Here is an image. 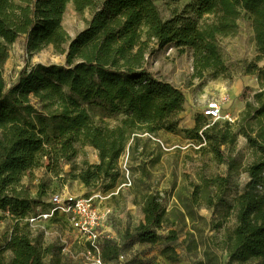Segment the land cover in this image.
I'll list each match as a JSON object with an SVG mask.
<instances>
[{"label": "trees", "instance_id": "trees-1", "mask_svg": "<svg viewBox=\"0 0 264 264\" xmlns=\"http://www.w3.org/2000/svg\"><path fill=\"white\" fill-rule=\"evenodd\" d=\"M155 1L0 0V221L7 218L13 223L0 247V264H64L61 248L32 238L27 222L37 208L46 209L48 204L32 199L23 181L46 160L58 178L62 164L72 163L78 155L77 144L93 148L99 162L86 163L70 176L86 188L102 186L101 192L109 194L127 182L121 168L126 153L144 155L147 136L178 131L186 98L179 88L149 71L148 59L156 46L190 50L192 78H217L228 71L219 39L235 35L244 15L252 21L257 51L264 56V0H192L167 20ZM70 4L80 14L91 13L85 29L74 38L63 26ZM22 36L29 54L52 46L65 55V64L24 68L8 86L2 68L11 46ZM258 72L261 89L247 101L239 120L207 123L202 114L194 129L185 130L200 142V150L206 149L228 167L225 177L204 178L205 188L224 193L234 168L228 150L240 136L253 152L254 160L246 169L250 180L232 207L235 227L221 241L229 264H264V69ZM87 104L107 107L120 116L119 123H96ZM43 187L41 183V195ZM198 191L196 187L194 193ZM139 207L144 219L131 237L141 244H163L161 256L177 263L180 255L170 243L180 235L172 229L175 222L161 198L147 193ZM165 226L171 228L163 236L159 231ZM121 254V247L105 242L106 263L117 264Z\"/></svg>", "mask_w": 264, "mask_h": 264}, {"label": "rangeland", "instance_id": "rangeland-1", "mask_svg": "<svg viewBox=\"0 0 264 264\" xmlns=\"http://www.w3.org/2000/svg\"><path fill=\"white\" fill-rule=\"evenodd\" d=\"M191 2L192 0L155 1L165 20L172 18L175 13H181ZM90 19L89 11L80 14L70 4L63 17V26L69 36L74 38L85 29ZM238 23L235 35L220 38L218 42L228 70L225 75L217 78L208 75L204 81L193 79L191 51L182 52L173 45L162 49L156 46L155 53L148 59L149 71L179 88L185 95L186 105L185 111L178 117V131L161 132L156 138L164 147L147 136L143 143L146 146L145 154L129 155L126 166L130 172L131 185L123 187L120 194L103 201L101 206V210L106 207L111 211L109 221L115 237L120 239L125 256L124 264H229L227 254L222 251L221 241L235 227L232 207L250 180L246 169L254 160L253 152L248 140L240 136L236 145L227 149L234 161V168L224 193L215 187L205 188L202 182L204 178L225 177L228 167L226 164H219L206 149L200 150V142L193 135L185 133V130L196 127L203 108L212 100L223 103L221 122L234 123L240 119L247 101H251L261 89L258 70L264 69V56L257 51L252 21L243 15ZM65 59V55L57 53L52 46L37 54H29L26 38L22 36L11 46L2 74L6 84L11 86L24 68L40 64L64 65ZM85 107L96 123L105 120L115 126L120 121V116L111 114L105 106L87 104ZM206 120L210 123L209 119ZM76 146L78 155L72 163L62 164L61 177H55L47 168L46 160L42 168L33 170L24 178L23 182L32 199L43 204L51 195L62 191L75 196L102 191V186L86 188L70 176L72 171L82 170L86 163L94 164L98 160L97 151L93 148L83 147L81 144ZM124 164L125 158L121 159L122 170ZM41 183L44 184L42 195L39 193ZM196 187L199 191L194 193ZM147 193H154L161 198L171 221L175 222L172 229L179 232L180 239L170 244L176 247L180 255L177 263H170L161 256L163 244L149 246L131 237L141 222L139 202ZM210 200H213L212 205ZM186 209L191 210L192 217ZM12 226V221L7 218L0 221V247L8 239ZM169 228L171 227L165 226L159 234L166 236ZM47 233L45 239L49 243L75 237L73 230L62 224L49 227ZM126 234L130 237H125ZM184 240L186 243H183Z\"/></svg>", "mask_w": 264, "mask_h": 264}, {"label": "built area", "instance_id": "built-area-1", "mask_svg": "<svg viewBox=\"0 0 264 264\" xmlns=\"http://www.w3.org/2000/svg\"><path fill=\"white\" fill-rule=\"evenodd\" d=\"M202 114L209 120L216 122L223 120V103L219 100H212L203 108ZM152 140L163 143L148 136ZM129 153H126L123 172L127 182L116 191L104 194L101 191L90 193L85 196H75L62 191L49 197L46 209L37 210L27 219L31 237L41 240L44 245H55L61 248V255L64 264H108L103 258V246L105 242L111 241L120 246V239L113 237L109 231L110 209L104 207L101 210L103 201H107L112 196H117L119 191L131 185L130 172L126 166ZM61 224L67 229L73 230L75 237L61 238L60 241L49 243L46 241L47 230L51 226ZM109 224V226H108ZM108 226V227H107ZM117 264H124L125 256L121 254Z\"/></svg>", "mask_w": 264, "mask_h": 264}, {"label": "crops", "instance_id": "crops-1", "mask_svg": "<svg viewBox=\"0 0 264 264\" xmlns=\"http://www.w3.org/2000/svg\"><path fill=\"white\" fill-rule=\"evenodd\" d=\"M99 162V159L97 160V161H95L94 163H98ZM143 219H144V216H143V214L141 213V221H143ZM9 220V219H8ZM11 221V220H10ZM109 231H110V233L112 234V236L114 237L115 236V233L113 232V229L112 228H109ZM145 245H147V244H145ZM149 245V244H148ZM150 246V245H149Z\"/></svg>", "mask_w": 264, "mask_h": 264}]
</instances>
